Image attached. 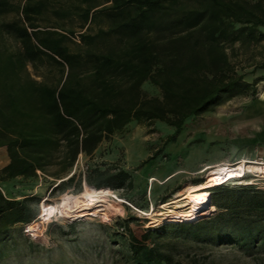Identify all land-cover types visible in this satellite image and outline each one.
I'll return each instance as SVG.
<instances>
[{"label": "trees", "instance_id": "1", "mask_svg": "<svg viewBox=\"0 0 264 264\" xmlns=\"http://www.w3.org/2000/svg\"><path fill=\"white\" fill-rule=\"evenodd\" d=\"M75 1L73 11L53 13L79 17L77 42L75 31L61 23L40 26L48 0H24L23 5L0 0V28L18 46L0 51V74L10 76L5 98L0 97V148L9 156L0 172V234L40 215V197L7 196L4 182L56 169L51 176L60 182L52 192H81L84 184L97 191H131L133 174L117 164L92 168L84 176H62L80 155L91 157L103 141L132 123L172 127L171 143L189 120L256 92L259 79L246 81L233 57L239 48L264 43V0ZM10 13L16 18L3 21ZM102 17L107 26L92 32L91 24ZM255 68L264 69V61ZM145 83L161 95L145 93ZM228 183L208 189L215 211L207 219L184 221L188 224L177 230L196 240L264 244V190ZM160 201L166 203L165 197ZM118 224L130 234L134 264H173L145 242L175 225L138 240L128 224Z\"/></svg>", "mask_w": 264, "mask_h": 264}, {"label": "rangeland", "instance_id": "2", "mask_svg": "<svg viewBox=\"0 0 264 264\" xmlns=\"http://www.w3.org/2000/svg\"><path fill=\"white\" fill-rule=\"evenodd\" d=\"M12 1L24 4V0ZM48 2V11L38 22L40 26L61 23L75 31L73 40L77 42L81 30L79 17L73 14L71 19L58 18L53 11L71 12L78 2ZM15 18L10 13L2 20L9 22ZM106 26L102 17L90 29L96 32ZM11 47L18 46L0 28V51ZM233 60L246 81L253 83L259 79L255 93L237 95L189 120L171 143L167 139L173 134L172 127L161 122L152 126L132 123L103 141L91 157L80 155L70 173L62 176H84L92 168L117 164L133 174V190L97 191L84 184L81 192L73 188L64 193L52 192L60 182L51 176L56 169L46 174L39 172L35 178L4 182L2 189L7 196L21 199L34 195L41 200L40 217L0 234V264H134L130 234L118 224L123 222L138 240L149 231L162 234L166 225H175L165 235H152L145 242L170 256L173 264H264V244L245 246L196 240L177 230L178 225L188 224L184 221L207 219L215 210L209 209L194 219H177L174 212L179 209L172 203L176 195L186 194L189 187L197 185L194 181L206 183L220 169L243 162H248L245 176L228 184L255 185L264 190V69L255 68L264 61V43L239 48ZM6 77L0 74L2 98L3 89L9 88L10 83V76ZM142 89L151 96L161 95L151 83H145ZM7 159L6 148H0V172ZM87 197L91 200L85 201ZM163 197L164 204L160 201ZM82 204L89 209L81 210ZM99 206L106 208V215L95 213Z\"/></svg>", "mask_w": 264, "mask_h": 264}, {"label": "bare ground", "instance_id": "3", "mask_svg": "<svg viewBox=\"0 0 264 264\" xmlns=\"http://www.w3.org/2000/svg\"><path fill=\"white\" fill-rule=\"evenodd\" d=\"M247 163L248 162H243V164L232 168L218 169L219 171H217L206 183L204 182L191 186L188 188L186 194L176 195L175 200H173L172 203H174L176 209L179 210L174 212V216L177 219L189 220L204 215L209 209L215 210V207L211 205V193L208 189L243 178L246 174L245 165ZM89 200L91 199L87 197L85 201ZM92 202H94V200H92ZM84 205L85 204H82L83 207H81V210L89 209L87 205ZM95 213H103L106 215V208L104 206H99Z\"/></svg>", "mask_w": 264, "mask_h": 264}, {"label": "crops", "instance_id": "4", "mask_svg": "<svg viewBox=\"0 0 264 264\" xmlns=\"http://www.w3.org/2000/svg\"><path fill=\"white\" fill-rule=\"evenodd\" d=\"M99 149H100V147H99ZM97 151H98V150H97ZM6 162H8V163H7V165H8V164H9V159H7V161H6ZM7 165H6V166H7Z\"/></svg>", "mask_w": 264, "mask_h": 264}, {"label": "water", "instance_id": "5", "mask_svg": "<svg viewBox=\"0 0 264 264\" xmlns=\"http://www.w3.org/2000/svg\"><path fill=\"white\" fill-rule=\"evenodd\" d=\"M85 186H86V184H85ZM88 186V185H87ZM89 187V186H88ZM92 188V187H91ZM92 189H94V188H92ZM95 190V189H94Z\"/></svg>", "mask_w": 264, "mask_h": 264}]
</instances>
